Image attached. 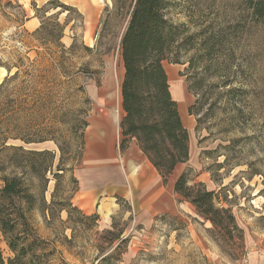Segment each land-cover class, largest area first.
<instances>
[{
  "label": "rangeland",
  "instance_id": "obj_1",
  "mask_svg": "<svg viewBox=\"0 0 264 264\" xmlns=\"http://www.w3.org/2000/svg\"><path fill=\"white\" fill-rule=\"evenodd\" d=\"M250 1L187 0L191 31H201L211 44L190 50L184 63L164 62L181 111L195 97L193 113L187 111L196 121L192 158L173 177L190 170L193 184L216 191L217 206L229 208L239 227L224 236L179 196L161 216L140 213L136 191L103 183L90 203L82 198L93 189L87 182L92 167L83 160L88 121L103 110L116 112V137L124 115L125 22L108 15L111 0H90V14L47 4L48 11L39 12L44 29L33 35L14 29L23 19L20 6L0 0V65L12 70L7 81H29L42 101L33 115H23L22 125V135L42 140L16 143L51 152L20 157L15 172L35 196L26 214L29 227L20 228L29 241L38 237L27 241L24 264H264V17L254 14ZM180 11L175 8L173 17L188 21ZM122 155L117 147L120 166ZM125 158L138 174L137 149ZM126 172L120 168L124 182ZM0 249L9 264L16 253L1 228Z\"/></svg>",
  "mask_w": 264,
  "mask_h": 264
},
{
  "label": "trees",
  "instance_id": "obj_2",
  "mask_svg": "<svg viewBox=\"0 0 264 264\" xmlns=\"http://www.w3.org/2000/svg\"><path fill=\"white\" fill-rule=\"evenodd\" d=\"M186 1L111 0L112 6L107 11L108 15H121L125 22L120 39L124 66L121 83L124 115L120 121V150L124 152L129 143L135 140L159 171L164 182L168 181L179 164L187 163L191 157L190 133L173 96L164 62L184 63L183 59L190 50L204 51L206 44H211V39L202 37L201 31H191L187 22L192 16L183 11ZM250 2L254 14L263 18L264 0ZM48 4L55 9L69 8V5L59 0H51ZM178 7L181 10L178 14L183 11L188 21H181L179 16L177 19L173 17L172 12ZM44 8L45 6L37 10L41 26L32 33L44 29L45 22L39 14ZM44 11L48 9L45 8ZM25 16L18 21L19 26L24 24ZM20 31L23 35H33L26 29ZM187 62L189 67L194 64L191 59L185 63ZM0 67H4L8 73L0 83V172L4 173L1 177L3 186L0 189V228L7 237L9 247L16 253L9 260V264H15L17 260L24 264V258L30 255L27 241L31 243L38 237L34 236L29 241L28 236L22 237L20 228L29 227L26 214L35 201V196L23 178L15 172L20 167V157H36L51 152L27 150L24 145L16 143L20 141L30 144L42 140L39 137L22 135L23 115H33L39 110L42 101L39 89L31 86L29 81H7L8 77L11 78L12 70L9 66ZM28 73L26 70L25 74ZM16 75L17 72L14 76ZM193 106L189 108L191 113ZM7 152L10 153L6 154ZM9 155L10 165L6 166L4 158ZM8 167L12 168L10 173ZM190 176V170H185L178 176L174 185L175 192L193 205L197 214L210 222L213 229L220 234L230 236L233 231L239 230L231 210L217 206L216 191L209 190L203 182L193 184ZM30 236H33L32 233ZM19 240L23 242L20 243ZM4 263L0 249V264Z\"/></svg>",
  "mask_w": 264,
  "mask_h": 264
},
{
  "label": "crops",
  "instance_id": "obj_3",
  "mask_svg": "<svg viewBox=\"0 0 264 264\" xmlns=\"http://www.w3.org/2000/svg\"><path fill=\"white\" fill-rule=\"evenodd\" d=\"M7 1L13 4H18L22 9L23 15H26L24 24L20 26L18 24L17 27L14 26V29H26L28 32L32 33L41 26V18L37 15V10L46 6L51 0ZM59 1L66 5H75L79 8L80 12L85 14L87 12L90 14V9L92 7L90 0ZM6 75L7 70L5 68L0 67V83L4 80ZM102 85V88H106L108 86L105 81ZM108 100L110 101L109 98ZM194 104L195 97L188 102L187 106L185 107L186 110L184 109V111H181V109L179 108L182 120L187 129L189 130V133L196 126V121L193 118V115L189 114V112L187 113V111H189V108L192 107ZM111 112L103 110V113L100 112L94 117L92 116V121H88L89 123L86 127L84 135L86 153L83 160L87 162L88 166L92 167L88 172L89 176L87 182L93 184V191L91 190L89 193L87 192L85 195L83 194L82 198H84V201L86 200L87 203H90V201L93 200L95 193L97 192L96 189L103 183L105 185H108L110 189H118L123 192H127V190L133 192L136 191V194L138 195V209L142 214H159V216H161L163 214L170 213L173 207H175V197L179 196L180 200L182 199L181 196L177 194L174 190L175 181L181 173L173 177L175 171L182 164H179L169 177L168 181L164 182L159 171L153 166L147 156L142 152V150L138 146V143L135 140H132L129 143L128 148L124 152H122L120 150V143L122 139L120 123L119 130L116 133L115 137V131L113 132L111 127V125L113 126ZM117 147L119 148L120 153L123 154L121 159L122 166H120L117 161ZM135 149H137V153L141 155L140 163L138 164L141 169L138 174L135 173L134 162H132L130 158H125V156H131ZM190 158H192V151ZM120 168H123V170L127 171L125 182L121 178ZM112 182H115L116 185H112ZM88 210L91 209L88 208Z\"/></svg>",
  "mask_w": 264,
  "mask_h": 264
},
{
  "label": "bare ground",
  "instance_id": "obj_4",
  "mask_svg": "<svg viewBox=\"0 0 264 264\" xmlns=\"http://www.w3.org/2000/svg\"><path fill=\"white\" fill-rule=\"evenodd\" d=\"M113 103H114V98L113 97H110V101H109V104H112L113 105ZM111 117H112V124H113V126L111 125V127H112V131L114 132L115 130H114V124L115 123H117L118 122V120H119V115L116 113V112H111ZM110 143V142H109ZM110 150V149H109ZM102 161V160H101Z\"/></svg>",
  "mask_w": 264,
  "mask_h": 264
}]
</instances>
